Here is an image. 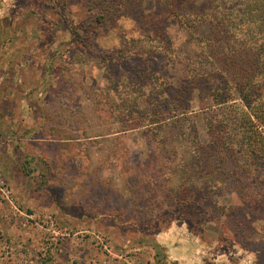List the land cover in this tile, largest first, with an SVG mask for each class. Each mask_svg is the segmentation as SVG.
Returning <instances> with one entry per match:
<instances>
[{
    "label": "rangeland",
    "instance_id": "374dc122",
    "mask_svg": "<svg viewBox=\"0 0 264 264\" xmlns=\"http://www.w3.org/2000/svg\"><path fill=\"white\" fill-rule=\"evenodd\" d=\"M172 3L0 0L17 125L0 129L12 151L0 174L18 205L67 234L58 252L71 241L88 264H264V169L213 145L236 108L212 106L231 91ZM8 215L0 200V264H36L39 230Z\"/></svg>",
    "mask_w": 264,
    "mask_h": 264
},
{
    "label": "trees",
    "instance_id": "16d2710c",
    "mask_svg": "<svg viewBox=\"0 0 264 264\" xmlns=\"http://www.w3.org/2000/svg\"><path fill=\"white\" fill-rule=\"evenodd\" d=\"M172 5L171 13L191 44L201 45L203 58L210 61L208 71L222 76L221 91H231L213 96L212 106L236 108L229 122L210 125L217 135L212 136L213 145L234 152L242 168L263 170L264 0H174ZM196 153L205 155L207 150L197 146Z\"/></svg>",
    "mask_w": 264,
    "mask_h": 264
},
{
    "label": "built area",
    "instance_id": "2783aa9c",
    "mask_svg": "<svg viewBox=\"0 0 264 264\" xmlns=\"http://www.w3.org/2000/svg\"><path fill=\"white\" fill-rule=\"evenodd\" d=\"M0 200L8 206L10 215H8V222L13 225L20 226L23 230L29 227H35L39 230L41 237L39 239L38 249L36 253V264H44L48 259L54 257L60 245L62 244L63 238L67 237L66 233L61 232L57 228L55 219L48 213L36 212L33 209L23 208L18 205L14 199L13 191L10 185L0 174ZM82 233V232H80ZM80 240L84 241V238H92L97 246L102 247L104 252L110 254L105 240L102 236L94 234L89 231L82 233ZM86 240V239H85ZM82 241V242H83ZM85 242V241H84ZM6 256H9L11 252L8 248H5ZM29 256V255H28ZM118 260H124L121 256L114 255ZM30 257V256H29ZM2 258V257H1ZM26 261V259H25Z\"/></svg>",
    "mask_w": 264,
    "mask_h": 264
},
{
    "label": "crops",
    "instance_id": "0c3cea01",
    "mask_svg": "<svg viewBox=\"0 0 264 264\" xmlns=\"http://www.w3.org/2000/svg\"><path fill=\"white\" fill-rule=\"evenodd\" d=\"M12 27V26H11ZM10 29L8 28V31ZM2 30L0 31V34H2ZM10 34V32H8ZM8 68L7 65L5 66V69ZM9 70H7L8 72ZM9 73V72H8ZM7 77H0V105L2 106L5 105L6 109L1 111L0 108V129H15L17 127V125H15L14 120L10 118H8L7 115H9V111L14 112V108H11V101L12 99H14L16 97V94H14V92L12 93L10 91V89H7V85L12 84L11 81L10 83H8L9 81L6 80ZM10 78V77H9ZM12 79L14 77H11ZM23 79H25V77H22ZM3 79V80H2ZM6 80V81H5ZM5 89L4 91H2L1 89ZM10 102V103H9ZM15 104V100L13 101ZM7 107H10V109H7ZM5 113V114H3ZM5 115V116H4ZM24 124L25 121H22ZM10 152V153H9ZM12 151L8 147L4 148H0V170L4 169V164L5 162L9 159L12 160L11 157ZM15 154V152H13V155ZM6 171V170H5ZM8 172V170L6 171V173ZM3 205V204H2ZM6 218V217H5ZM8 222V221H7ZM15 226V225H13ZM74 245L71 243V241H66L63 243L61 249L59 250V252L57 253V255L52 258L50 260V262H47L46 264H88L89 260H90V251L87 248H75Z\"/></svg>",
    "mask_w": 264,
    "mask_h": 264
}]
</instances>
